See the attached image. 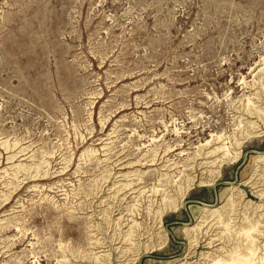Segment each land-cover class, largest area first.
Masks as SVG:
<instances>
[{
  "label": "rangeland",
  "instance_id": "rangeland-1",
  "mask_svg": "<svg viewBox=\"0 0 264 264\" xmlns=\"http://www.w3.org/2000/svg\"><path fill=\"white\" fill-rule=\"evenodd\" d=\"M259 155L264 0H0V264H264Z\"/></svg>",
  "mask_w": 264,
  "mask_h": 264
},
{
  "label": "bare ground",
  "instance_id": "bare-ground-1",
  "mask_svg": "<svg viewBox=\"0 0 264 264\" xmlns=\"http://www.w3.org/2000/svg\"><path fill=\"white\" fill-rule=\"evenodd\" d=\"M219 150V148L218 149H216L215 151H218ZM222 150H223V148H222ZM214 153H216V152H210L209 153V155L211 156V155H213ZM208 156V155H207ZM206 156V157H207ZM209 157V156H208ZM11 158V157H10ZM258 160L259 161H261L262 159H264V155H259L258 157ZM128 186V185H127ZM254 195H256V198L258 199V201H264V192H261V193H259V192H254L253 193ZM256 208L259 210V209H261V205H259V206H256ZM204 210V209H203ZM218 209H215V210H208V211H211V213L213 214V213H215L216 211H217ZM218 212V211H217ZM215 215V214H214ZM192 230H194L193 228H188V231H192ZM117 244V243H116ZM106 248V247H105ZM249 255L251 256V257H241L239 260H240V263L241 264H255L253 261H252V256L254 255L253 254V252H249ZM210 264H219L218 263V261L217 262H213V263H210ZM233 264V263H232Z\"/></svg>",
  "mask_w": 264,
  "mask_h": 264
}]
</instances>
